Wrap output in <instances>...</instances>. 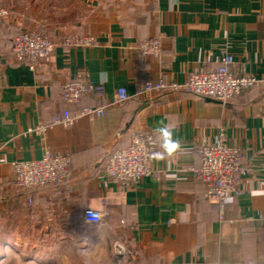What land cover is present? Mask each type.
Masks as SVG:
<instances>
[{
	"label": "crops",
	"instance_id": "crops-1",
	"mask_svg": "<svg viewBox=\"0 0 264 264\" xmlns=\"http://www.w3.org/2000/svg\"><path fill=\"white\" fill-rule=\"evenodd\" d=\"M0 5L9 11L0 18V233L5 217L26 212L50 224L45 234L63 233L70 241L65 246L95 259L83 264H264V83L244 88L225 104L188 91L135 95L147 80L183 83L193 71L214 69L225 54L233 58L235 75L264 78V0H0ZM36 24L45 26L55 47L31 69L29 61L16 60L11 45ZM69 34L94 41L66 45ZM152 37L161 40V52L145 56L140 45ZM69 79L104 82L111 103L105 113L81 114L83 106L98 103L90 95L65 103L62 85ZM122 86L131 98L113 103ZM66 108L79 115L72 125L27 132ZM158 121L176 130L182 150L153 160L158 174L136 183L108 176L107 156L127 146L133 131L152 133L159 146ZM220 132L242 149L247 168L239 176V194L227 197L226 216L234 222L219 219L205 185L186 168L201 163L198 148ZM45 149L72 158L68 179L16 191L13 161L40 158ZM86 209L100 210L102 220L87 221ZM116 243L124 252L116 251ZM9 247L4 240L0 259Z\"/></svg>",
	"mask_w": 264,
	"mask_h": 264
},
{
	"label": "built area",
	"instance_id": "built-area-1",
	"mask_svg": "<svg viewBox=\"0 0 264 264\" xmlns=\"http://www.w3.org/2000/svg\"><path fill=\"white\" fill-rule=\"evenodd\" d=\"M9 13L8 9L0 5V18ZM92 36L77 34L66 35L63 42L70 46H89L93 43ZM55 43L48 35L42 24L25 29L12 40L11 53L18 61H29L30 68L35 69L37 61L51 55ZM145 56H156L161 52L162 43L158 37L144 40L140 45ZM233 58L225 54L221 63L214 69H199L190 73L188 79L180 83L167 80L164 77L147 80L139 85L135 95L141 96L152 92H182L215 99L223 104L230 102L244 88L264 83V78L250 74L235 75L231 69ZM90 95L97 100L96 105H86L81 114L103 115L111 104L107 101L104 82H94L89 79H69L62 85V99L67 104L80 103L82 98ZM125 86L115 92L113 103L124 102L131 98ZM79 115L72 113L70 108L52 117L48 122H38L28 128V133H47L52 127L62 125L68 127L75 123ZM155 138L150 132L133 131L127 146L115 149L105 161L104 171L122 184L136 183L141 178L158 174L152 168V161L158 160L153 153L161 151ZM201 163L188 165L193 177L202 182L206 188V196L213 202L219 212L221 221L234 222L226 216L227 197L240 192L239 176L246 171L241 162L242 149L226 141L225 133L220 132L214 142L202 144L198 148ZM15 178L13 186L16 191L33 190L46 185L63 183L70 176L72 158L62 153H54L45 149L40 158L16 159L13 161ZM28 201L32 197L28 196ZM84 218L89 222L98 223L103 214L97 209H86ZM116 251L124 252L120 244L116 243Z\"/></svg>",
	"mask_w": 264,
	"mask_h": 264
},
{
	"label": "rangeland",
	"instance_id": "rangeland-1",
	"mask_svg": "<svg viewBox=\"0 0 264 264\" xmlns=\"http://www.w3.org/2000/svg\"><path fill=\"white\" fill-rule=\"evenodd\" d=\"M2 221L6 229L0 233V246L8 239L10 247L0 264H83L82 261H95L82 258L73 246H65L70 241L63 240V233L45 234L44 228L50 224L29 219L26 212L19 218L7 216Z\"/></svg>",
	"mask_w": 264,
	"mask_h": 264
},
{
	"label": "clouds",
	"instance_id": "clouds-1",
	"mask_svg": "<svg viewBox=\"0 0 264 264\" xmlns=\"http://www.w3.org/2000/svg\"><path fill=\"white\" fill-rule=\"evenodd\" d=\"M154 130L159 134L161 151L153 153L154 157L159 160H164L166 157H171L182 150V140L176 134V130L164 121H158L154 126Z\"/></svg>",
	"mask_w": 264,
	"mask_h": 264
}]
</instances>
